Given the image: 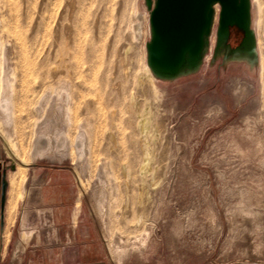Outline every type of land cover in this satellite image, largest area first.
Here are the masks:
<instances>
[{
  "label": "rangeland",
  "instance_id": "374dc122",
  "mask_svg": "<svg viewBox=\"0 0 264 264\" xmlns=\"http://www.w3.org/2000/svg\"><path fill=\"white\" fill-rule=\"evenodd\" d=\"M216 7L200 64L166 76L148 65L146 0H0L10 264L68 238L69 256L109 264H264V0L248 55L236 27L218 49ZM52 130L66 145L37 152Z\"/></svg>",
  "mask_w": 264,
  "mask_h": 264
},
{
  "label": "water",
  "instance_id": "95a60500",
  "mask_svg": "<svg viewBox=\"0 0 264 264\" xmlns=\"http://www.w3.org/2000/svg\"><path fill=\"white\" fill-rule=\"evenodd\" d=\"M146 2L150 9L152 31L148 43V63L155 68V72L176 73L187 58L193 62L199 60L205 36L211 34L215 2L220 4L218 33H226L225 43L229 38L230 26L235 25L244 32L243 40L247 35L250 21L249 0H154L153 3L152 0H146ZM200 62H196L191 68Z\"/></svg>",
  "mask_w": 264,
  "mask_h": 264
},
{
  "label": "crops",
  "instance_id": "0c3cea01",
  "mask_svg": "<svg viewBox=\"0 0 264 264\" xmlns=\"http://www.w3.org/2000/svg\"><path fill=\"white\" fill-rule=\"evenodd\" d=\"M11 167L14 168L0 146V264H10V248L14 243V223L11 222L10 210L13 201V187L9 175ZM62 209L66 208L62 206ZM66 226L69 228V223ZM67 241V247L57 248L49 254L30 252L29 264H109L99 253L83 252L69 256V238Z\"/></svg>",
  "mask_w": 264,
  "mask_h": 264
},
{
  "label": "bare ground",
  "instance_id": "6f19581e",
  "mask_svg": "<svg viewBox=\"0 0 264 264\" xmlns=\"http://www.w3.org/2000/svg\"><path fill=\"white\" fill-rule=\"evenodd\" d=\"M153 2H154V0H152V3ZM249 4H250V21H249V25H248V29H247V35H246L245 39L243 40V42L241 43V45L236 48V50L241 52L243 55H248L249 52L251 53L253 51V49H254V46H255V33H254V30L251 27V22H252V18H251V0H249ZM213 6H214V17H213V23L212 24H214V22L216 20V17H217V12H218L217 11L218 9L216 7L217 6L216 2L213 4ZM217 34H218L217 44H218V49H219V47H220V45H222V43L226 44L225 40L227 39V37H226V33H218V28H217ZM151 36H152V31H151ZM209 36L210 35H206L205 36L204 48H203V51H202L198 61H194L193 62V61L189 60V58H187L186 61L184 62V64L179 69V71H177L176 73L162 72V71H157V72H159L160 74H165L166 76H170V75H175L177 73H182L183 71H186V70L190 69L192 66H194V64L196 62H200L201 61V58L203 57V54H204V51H205V48L209 44ZM226 45H228V44H226ZM147 52H148V44H147ZM148 65L155 72V68L152 67L150 64H148ZM9 113H10V109H9ZM143 122H142V124H143ZM143 127L146 128L147 124H143ZM145 128H142V130H145ZM66 141H67L66 140V135L63 132V130H59L58 132H56L55 130H52L51 135L48 132L45 131V132H42L41 135L36 139V141H35V150L37 152H42V153H47L49 155H52L59 147L66 145ZM143 145H144L143 146V153L145 154L144 167H145V169H146V167L148 169V166H150V163H152L151 161H152L153 156H154L153 155V151H152L153 149L151 148V144L149 142H147V141L144 142ZM154 157H156V156H154ZM158 157L159 156H157V158ZM157 163H160V161L157 162ZM143 170H144V168H143ZM103 200H104V198H103ZM98 209H99L100 213L103 215L104 211L106 210L105 204H104L103 201H99ZM141 236L136 237L129 244H124L123 241H122L123 239L120 238L121 241L112 249V252L115 255H117V260H121L122 259L121 255H122L123 252H125L127 250L128 246H130V247L133 246L135 248H139L140 246L145 244V242L147 241V237L145 236L146 237L145 238V237H141ZM143 236H144V234H143Z\"/></svg>",
  "mask_w": 264,
  "mask_h": 264
},
{
  "label": "flooded vegetation",
  "instance_id": "af4514ba",
  "mask_svg": "<svg viewBox=\"0 0 264 264\" xmlns=\"http://www.w3.org/2000/svg\"><path fill=\"white\" fill-rule=\"evenodd\" d=\"M235 27L238 28V27L235 26V25L229 27V36L231 35V32H232L233 28H235ZM239 29H240V28H239ZM228 39H229V38H228ZM227 41H228V40H227Z\"/></svg>",
  "mask_w": 264,
  "mask_h": 264
}]
</instances>
